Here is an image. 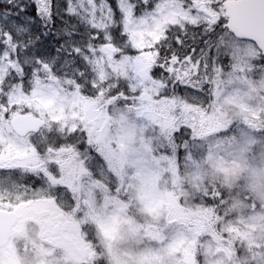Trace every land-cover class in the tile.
Wrapping results in <instances>:
<instances>
[{"label": "snow or ice", "instance_id": "snow-or-ice-1", "mask_svg": "<svg viewBox=\"0 0 264 264\" xmlns=\"http://www.w3.org/2000/svg\"><path fill=\"white\" fill-rule=\"evenodd\" d=\"M0 264H264V0H0Z\"/></svg>", "mask_w": 264, "mask_h": 264}]
</instances>
